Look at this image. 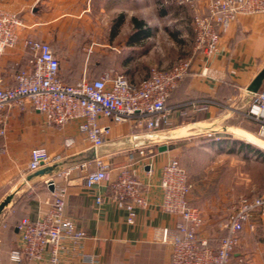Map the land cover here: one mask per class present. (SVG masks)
I'll use <instances>...</instances> for the list:
<instances>
[{
	"label": "crops",
	"instance_id": "1",
	"mask_svg": "<svg viewBox=\"0 0 264 264\" xmlns=\"http://www.w3.org/2000/svg\"><path fill=\"white\" fill-rule=\"evenodd\" d=\"M0 9L19 16L23 24L17 46L0 57V75L6 85L13 83L16 71L27 67L21 47V40L26 37L51 46L66 82L79 81L86 71L101 73L109 69L138 83L147 77L151 67L166 70L173 65L163 54L155 58L152 55L155 36L170 25L164 18L172 16V9L192 14L188 4L178 6L173 1L162 4L158 0H0ZM133 19L140 26L134 27ZM184 25L178 28L179 37L189 35L191 42L182 57H190L192 23ZM122 26L128 29L125 33L120 32ZM171 44L175 50L185 47L177 41ZM192 60L190 75L166 102L171 109L170 124L157 134L167 133V137L163 136L169 140L167 143L153 146L149 134L134 135L130 125L122 123L111 125L107 142L98 149V154L113 167L133 163L134 174L144 186L148 207L136 211L131 225L126 222V212L105 198L104 184L88 190L81 171L65 175L69 168L92 158V151L74 125L63 130L50 127L29 107L6 113V137L0 142V203L7 197L11 199L0 214V264H48L14 263L9 253L19 244L16 230L19 219L25 216L35 219L40 209L53 202L57 187L66 191L64 216L86 237L79 252L64 245L60 264H169L171 248L162 243L161 234L163 230H173L178 218L161 211L158 184L163 163L178 154L177 143L208 138L207 144L217 146L212 150L217 156H233L245 150L247 157L264 162V153L242 143L239 137L242 130L235 123L240 116L248 119L245 115L250 106V88L264 68V16L239 17L221 32L215 56L206 60L195 55ZM203 68L206 72L202 75ZM224 127L230 131L218 130ZM67 136L74 138V144L64 148ZM247 139L264 147L260 140L250 136ZM161 146H166L167 151L158 152ZM38 147L46 149L51 163L31 173L27 171L29 152ZM178 165L190 186L187 204L201 213L203 223L198 235L215 243L229 215V209L225 208L229 198L224 193L209 200L204 196L195 198L194 187L201 180L188 167L182 168L179 162ZM230 168L234 170L237 166L234 163ZM40 170L46 173L39 175ZM51 170L54 172L47 174ZM49 180L53 181L51 190ZM97 196L103 198L99 205L94 202ZM253 220V230L244 228L229 264H264V219ZM89 256L96 262L84 259Z\"/></svg>",
	"mask_w": 264,
	"mask_h": 264
},
{
	"label": "built area",
	"instance_id": "2",
	"mask_svg": "<svg viewBox=\"0 0 264 264\" xmlns=\"http://www.w3.org/2000/svg\"><path fill=\"white\" fill-rule=\"evenodd\" d=\"M158 1L162 4L173 1L178 6L188 4L192 10V55L166 70L151 67L147 77L138 83L130 82L116 71L104 72L97 79H85L72 86L60 80L59 61L51 46L26 37L21 40V47L27 67L16 71L11 85L4 84L0 75V142L6 137V113L15 108H31L42 116L46 125L59 130L74 125L92 151V158L69 168L65 175L73 170L81 171L83 185L88 190L104 184L105 198L126 212V222L130 225L134 223L136 211L145 210L148 201L142 182L134 174L133 163L113 167L98 154L110 136L111 125L126 123L134 135L149 134L150 137L167 130L171 109L166 101L190 73L193 57L199 55L208 60L215 56L221 32L239 17L264 16V0ZM196 2L200 5L196 6ZM22 26L19 16L0 9V57L17 46ZM205 72L203 68L201 74ZM249 94L250 106L245 116L260 124L259 134L264 136V85ZM73 144L74 138H64V148ZM50 163L46 149L34 148L29 152L27 171L36 172ZM148 173H151L150 166ZM158 187L162 194L161 211L178 218L173 230H163L161 234L162 243L171 248L169 264H229L244 228L253 230V219H264L263 188L258 197L237 201L221 234L212 243L198 235L202 220L187 204L190 186L177 160L169 158L163 163ZM65 201V189L57 187L53 202L40 209L35 219L23 218L19 222L16 227L19 244L9 253L11 262L60 264L64 245L74 252L82 249L86 237L64 216ZM102 201L101 196L94 200L97 205ZM84 259L95 261L90 256Z\"/></svg>",
	"mask_w": 264,
	"mask_h": 264
},
{
	"label": "rangeland",
	"instance_id": "3",
	"mask_svg": "<svg viewBox=\"0 0 264 264\" xmlns=\"http://www.w3.org/2000/svg\"><path fill=\"white\" fill-rule=\"evenodd\" d=\"M171 15L169 18L168 16L164 18L165 23L169 22L170 25H166V29L159 32L153 40L155 48L153 49L152 55L155 58L163 54L172 60V62L170 61L171 63H175L184 58L182 55L186 52L191 42L189 35L185 38L179 37L181 31L178 29L184 27V23L189 26L191 15L189 12L183 10L176 11L175 9H172ZM119 18L118 16L116 19L119 20ZM127 30L126 27L122 26L120 32L125 33ZM184 32H186V29H184ZM175 41L182 45L185 44V47L182 49L176 48L175 50V45H170V43ZM237 118L235 123L242 130L239 136L241 137L242 143L244 142L251 148L258 150V152L264 153V149L261 147L262 145L259 147L247 139L250 136L264 142V136L259 134L260 124L243 118V116ZM218 130L224 132V130L230 131V128L224 127V129L219 128ZM166 134H154L155 136H151V145L167 143L169 140L163 138V136L167 137ZM208 142V138H196L190 141L182 140L177 143L178 154L173 156V159L177 160L182 168L188 167L189 171L197 174V179L201 180L195 184L193 191L195 198L199 199L200 196H204L209 200L212 197L217 198L224 193V197L229 198L226 200L225 208L229 209L230 214L232 207L235 206L238 200L242 198L253 199L260 195L261 190L264 188V162L259 158L253 159L252 157H247L245 150H240L241 152L239 151L233 156H217L212 153V150L217 146L215 143L207 144ZM215 142L218 143L220 141ZM234 163L237 168L233 170L230 166ZM188 205L191 209L196 210L201 218L200 211L195 207H191L189 203Z\"/></svg>",
	"mask_w": 264,
	"mask_h": 264
},
{
	"label": "water",
	"instance_id": "4",
	"mask_svg": "<svg viewBox=\"0 0 264 264\" xmlns=\"http://www.w3.org/2000/svg\"><path fill=\"white\" fill-rule=\"evenodd\" d=\"M263 80H264V68L259 72V74L253 80L251 88H250V91L252 93L256 92L261 87ZM157 150H158V152H165V151H167V147L166 146H161ZM53 172L54 171L51 170V171L47 172V174H52ZM45 173L46 172L43 171V170H40L38 172L39 175H44ZM48 187H49L50 190L53 189L52 181L49 182ZM10 199H11L10 197H7L5 200H3L0 203V214L4 211L6 206L9 204Z\"/></svg>",
	"mask_w": 264,
	"mask_h": 264
},
{
	"label": "trees",
	"instance_id": "5",
	"mask_svg": "<svg viewBox=\"0 0 264 264\" xmlns=\"http://www.w3.org/2000/svg\"><path fill=\"white\" fill-rule=\"evenodd\" d=\"M132 24H133V26L134 27H138V26H140V22H138L136 19H133L132 20ZM55 54V53H54ZM56 56V55H55ZM57 58V57H56ZM58 59V58H57ZM59 61V60H58ZM105 71H107V72H109L110 70L108 69V70H105ZM102 72H104V71H102ZM101 72V73H102ZM101 73H93L92 71H86V73H85V76L84 77H82L79 81H77V82H75V83H70V82H66V81H64L63 79H62V77H61V74H60V62H59V78H60V80L62 81V82H64L65 84H68V85H72V86H76V85H78L82 80H94V79H97L99 76H100V74ZM190 75V73L186 76V77H188ZM185 77V78H186ZM184 78V79H185ZM175 90V89H174ZM173 90V91H174ZM172 91V92H173ZM171 92V93H172ZM171 95V94H170ZM170 95H169V97H170ZM169 97H168V99H169ZM167 99V100H168ZM167 102V101H166ZM23 198V197H22ZM23 218H27L26 216L25 217H22L21 219H19V221L17 222V224H16V227L18 226V224H19V222L23 219Z\"/></svg>",
	"mask_w": 264,
	"mask_h": 264
},
{
	"label": "bare ground",
	"instance_id": "6",
	"mask_svg": "<svg viewBox=\"0 0 264 264\" xmlns=\"http://www.w3.org/2000/svg\"><path fill=\"white\" fill-rule=\"evenodd\" d=\"M257 144V143H256ZM258 146H259V144H258ZM262 147V146H261ZM263 149H264V147H262Z\"/></svg>",
	"mask_w": 264,
	"mask_h": 264
}]
</instances>
